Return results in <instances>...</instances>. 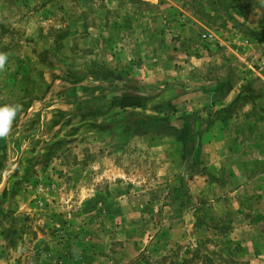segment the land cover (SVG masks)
Segmentation results:
<instances>
[{
    "label": "rangeland",
    "instance_id": "obj_1",
    "mask_svg": "<svg viewBox=\"0 0 264 264\" xmlns=\"http://www.w3.org/2000/svg\"><path fill=\"white\" fill-rule=\"evenodd\" d=\"M0 56V264H264V0H0Z\"/></svg>",
    "mask_w": 264,
    "mask_h": 264
},
{
    "label": "crops",
    "instance_id": "obj_2",
    "mask_svg": "<svg viewBox=\"0 0 264 264\" xmlns=\"http://www.w3.org/2000/svg\"><path fill=\"white\" fill-rule=\"evenodd\" d=\"M229 81H230V79L228 77H225L224 75H222V76H220L218 78H214L213 81H212L213 85L209 86L210 87L209 89H212L213 88L214 89L213 92L217 96H219V95H221V93L223 91V88H222L223 85H227L228 83H230ZM226 93H228V91L225 89L223 91V94H226ZM235 109L236 110H234L232 108L231 111H230V113L232 114V111L234 113H236V111L238 110V108H235ZM221 113H223V111Z\"/></svg>",
    "mask_w": 264,
    "mask_h": 264
},
{
    "label": "clouds",
    "instance_id": "obj_3",
    "mask_svg": "<svg viewBox=\"0 0 264 264\" xmlns=\"http://www.w3.org/2000/svg\"><path fill=\"white\" fill-rule=\"evenodd\" d=\"M4 59L5 57L0 56V65L3 64ZM0 114H2V116H0V119H2L5 124H8L11 117L15 115V110L5 106L3 108H0ZM6 132H7V128H4L3 131H0V135L5 134Z\"/></svg>",
    "mask_w": 264,
    "mask_h": 264
}]
</instances>
